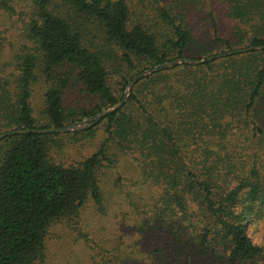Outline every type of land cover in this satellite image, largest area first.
<instances>
[{
    "label": "trees",
    "instance_id": "trees-1",
    "mask_svg": "<svg viewBox=\"0 0 264 264\" xmlns=\"http://www.w3.org/2000/svg\"><path fill=\"white\" fill-rule=\"evenodd\" d=\"M259 46L264 0H0V134L36 131L0 141V264H44L58 224L93 264H264V50L235 53ZM178 60L115 112L37 132L113 108ZM80 143L91 152L70 161ZM125 160L130 213L92 237L82 218L110 217L103 176Z\"/></svg>",
    "mask_w": 264,
    "mask_h": 264
},
{
    "label": "rangeland",
    "instance_id": "rangeland-1",
    "mask_svg": "<svg viewBox=\"0 0 264 264\" xmlns=\"http://www.w3.org/2000/svg\"><path fill=\"white\" fill-rule=\"evenodd\" d=\"M215 15L221 25L220 34L227 35L230 29L233 27V23L226 18V14L221 8L215 9ZM39 87L40 86H37L36 88L40 89ZM36 92L37 93L35 94L34 107L35 109H37L36 112L38 113L40 112L39 106L41 101V95L38 93V91ZM79 97L81 96H77L76 94H74L71 95L70 98H68L70 100H78L77 98ZM80 144L74 145V150L70 152L73 153L72 157H70V161H80L83 157H86L91 152L92 146L85 143ZM66 149L64 150V152L66 151ZM58 153L59 152L54 154L56 155ZM63 153H60L61 159L64 155H66V153H64V155ZM67 157L69 156L67 155ZM134 169L135 167H133V164L130 161H126V163L122 161L119 167H117L115 170L106 171V174L103 176L102 181L105 186V195L107 196L108 201L112 205L111 207H109V210L112 212V214L110 215V217L107 218L98 217L97 220L99 221V223H96V219L94 218L91 212L85 213L82 218V222L84 224L82 229L84 230V233H89V235L93 237L92 232L95 229H101L102 227H105L107 229V238H113L114 233L112 229L114 227H117L116 223L120 220L119 218L117 221V219L114 218V215H121L122 213L124 215L130 213V210L128 209V201L127 199H125V193H127L128 191H134V188L131 189V184L129 186L128 183L130 180H134V178L137 177V175L135 174L136 169ZM118 172L121 173V175L123 176L122 181H120V185H122L121 190L119 188V191L121 193H117V185L114 184V179ZM91 224L92 227L91 229H89L91 230V232H89L87 227ZM98 236L104 238V233L102 231H99L96 238ZM78 240L79 239H77L76 234L72 231L70 225L68 227V225L66 224H58L52 227L49 233L47 261L44 264H93L92 260L90 259V256L92 254L86 249V247L82 246Z\"/></svg>",
    "mask_w": 264,
    "mask_h": 264
},
{
    "label": "water",
    "instance_id": "water-1",
    "mask_svg": "<svg viewBox=\"0 0 264 264\" xmlns=\"http://www.w3.org/2000/svg\"><path fill=\"white\" fill-rule=\"evenodd\" d=\"M260 50H264V46H259V47H252V48H248V49H242V50H237L235 53L236 54H239V53H245L247 51H260ZM233 53L231 52H228V53H219L217 55H214V56H211L209 58L206 59V61H213L215 59H219V58H223V57H226V56H230L232 55ZM182 61L178 60V61H173V62H170V63H165V64H162V65H159V66H156V67H153L151 69H148L146 71H144L143 73L135 76L130 82L129 84L127 85V90L125 91L124 93V98L123 100L118 103L116 106H114L113 108L111 109H108L106 111H102L101 113H99L98 115L94 116V117H91L90 119H87V120H84V121H81V122H76L74 124H71L69 126H65V127H62V128H50V129H45V130H42V131H37L38 133H45V134H49V133H66V132H70V131H75V130H79L81 128H83L86 124H88L90 121H93L95 119H100V118H103L113 112H115L116 110L120 109L121 106L124 104V102L126 101L128 95H129V92L133 86V84L138 81L139 79H141L142 77H146L150 74H152L153 72H157V71H163V70H166L168 68H170L171 66L173 65H176V64H180ZM188 63H191V64H201L204 62V60H201V61H187ZM35 133L36 131H30V130H16V131H8V132H4L2 134H0V141L7 137V136H11V135H21V134H28V133Z\"/></svg>",
    "mask_w": 264,
    "mask_h": 264
},
{
    "label": "clouds",
    "instance_id": "clouds-1",
    "mask_svg": "<svg viewBox=\"0 0 264 264\" xmlns=\"http://www.w3.org/2000/svg\"><path fill=\"white\" fill-rule=\"evenodd\" d=\"M254 243H259V240H255Z\"/></svg>",
    "mask_w": 264,
    "mask_h": 264
}]
</instances>
